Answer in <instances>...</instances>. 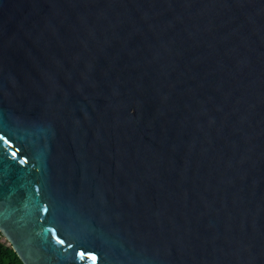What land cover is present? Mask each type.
Masks as SVG:
<instances>
[{"label":"water","instance_id":"water-1","mask_svg":"<svg viewBox=\"0 0 264 264\" xmlns=\"http://www.w3.org/2000/svg\"><path fill=\"white\" fill-rule=\"evenodd\" d=\"M0 135L23 264H264V0H0Z\"/></svg>","mask_w":264,"mask_h":264},{"label":"trees","instance_id":"trees-1","mask_svg":"<svg viewBox=\"0 0 264 264\" xmlns=\"http://www.w3.org/2000/svg\"><path fill=\"white\" fill-rule=\"evenodd\" d=\"M0 264H23L10 244L0 234Z\"/></svg>","mask_w":264,"mask_h":264},{"label":"snow or ice","instance_id":"snow-or-ice-1","mask_svg":"<svg viewBox=\"0 0 264 264\" xmlns=\"http://www.w3.org/2000/svg\"><path fill=\"white\" fill-rule=\"evenodd\" d=\"M0 140H3L5 143H9V141L6 140L5 137L2 136V135H0ZM16 156H17V152H12V153H11V157H12L13 159H15ZM26 162H27L26 159H21V160H20V163H21V164H25ZM46 211H47V209H45V212H46ZM50 231H52V230H50ZM57 242H58L59 244H61V245L64 244V240H61V239H59L58 237H57ZM69 247H73V246H72V245H69ZM80 255L83 256L84 253L81 252ZM92 259L95 261V260H96V256L93 255V256H92Z\"/></svg>","mask_w":264,"mask_h":264}]
</instances>
